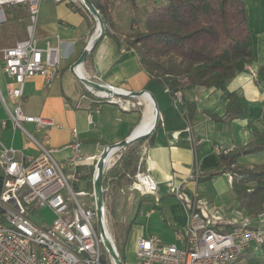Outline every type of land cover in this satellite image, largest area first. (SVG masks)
Returning a JSON list of instances; mask_svg holds the SVG:
<instances>
[{"label": "crops", "instance_id": "crops-1", "mask_svg": "<svg viewBox=\"0 0 264 264\" xmlns=\"http://www.w3.org/2000/svg\"><path fill=\"white\" fill-rule=\"evenodd\" d=\"M163 2L136 0L138 9L134 10L129 0H114L111 11L117 25L119 41L104 36L92 63L85 62L82 65L85 76L105 85L131 92L148 91L160 112V126L153 135L152 145L146 150L143 164V169L156 180L158 191L153 197H143L146 201L142 202L141 199L138 204L132 219L134 224L129 232L135 245L139 238L161 234L163 225H168L169 231L179 242L178 245H182V234L189 221V211L183 201L198 194L214 207L215 200L232 188L227 174L203 179L219 167V155L215 152V146L237 148L244 145L250 136L247 119L223 123L210 116H222L226 109V102L221 100V92L214 88L196 87L187 92L184 97L194 108H191L190 113L183 111V96L179 102L162 84L151 81L150 75L141 66L135 49L128 47L125 34L134 33L133 28L141 26L147 12ZM94 22L96 21L90 14L75 10L66 1L47 0L39 6L37 38L41 46H44L46 41L55 43L57 36L62 40L61 66L58 75L50 83L42 76L26 83L22 108L28 115L51 118L60 125L51 128L46 141L42 139L44 145L53 150L55 158L60 162L72 154L69 144L72 142L73 128L79 131L85 154L96 155L108 145L118 144L133 134L148 130L154 121L151 119L155 113L154 105L149 96L139 97L142 104L130 111H124L108 102L98 103L71 70L89 41L96 35V29L95 32L92 31ZM251 32L257 59L253 65L238 73L229 82L228 90L243 95L251 103H256L250 109V117L254 120V126L262 132L264 84L257 81L252 71L257 72L258 66L264 64V27L256 32L251 28ZM12 83V79L3 72L0 56V92L10 107L16 104L8 98V88ZM256 110L259 115H256ZM89 116L93 117V124L89 123ZM4 120L7 121V127L0 126V140L27 155L36 154L35 145L25 139L20 129H13L8 111L0 98V122ZM24 125L31 129L30 133L35 134L32 124ZM246 157H242L240 162L245 163L242 160ZM263 162L252 161L245 164ZM193 172H198L200 179L184 184L185 178ZM126 179L116 180L109 185L111 188H136L135 184H127ZM180 185L184 188L183 201L175 195V187ZM143 205L148 208L145 212L141 211ZM242 214V219L250 218L244 212ZM227 219L230 220L228 217Z\"/></svg>", "mask_w": 264, "mask_h": 264}, {"label": "built area", "instance_id": "built-area-1", "mask_svg": "<svg viewBox=\"0 0 264 264\" xmlns=\"http://www.w3.org/2000/svg\"><path fill=\"white\" fill-rule=\"evenodd\" d=\"M42 1L47 0H0V9L18 5H26L29 9L27 37L0 48L3 72L13 81L8 88V98L16 104L10 107L1 92L0 98L13 129H20L37 150L36 154L27 155L0 140V264H104V257V260L109 259V264H115L103 243L94 191L75 192V184L83 180V167H94V183L101 153L86 155L79 131L73 128L69 144L72 154L65 161H58L43 140L48 139L51 128L60 125L51 118L28 115L22 108L26 83L37 76L50 83L61 66L62 40L57 36L55 43L46 41L41 46L37 38ZM52 1H66L74 9L81 8L90 14L83 0ZM95 36L89 43L94 41ZM74 73L100 83L85 76L82 66L75 67ZM252 73L257 78V72ZM84 86L98 103L115 104L124 111L142 104L139 98L129 96L131 91L122 88L114 89L127 96H113L89 85ZM176 99L182 101L180 92L176 94ZM88 121L93 124V117L89 116ZM25 123L34 126L35 134L24 127ZM0 126L6 128L7 121H1ZM244 133L247 135L246 131ZM235 149L234 146H215L218 155ZM115 161L107 162L105 170ZM226 174L232 180V175ZM199 179L200 174L193 172L185 178L184 184ZM134 184L144 196L158 191L156 180L144 169L137 171ZM183 189L181 185L175 187V195L181 201ZM103 190L107 194L112 188L106 184ZM83 196H90L91 201L80 200ZM183 202L189 211V221L182 234V245L164 243L158 236L139 238L135 245L139 264H238V258L248 248H252L256 255L263 254L264 212L257 219L243 218L236 222V227H226L218 225L223 218L217 207L211 206L212 203L200 195L195 194ZM42 208L50 209L55 215L48 226L32 219V211Z\"/></svg>", "mask_w": 264, "mask_h": 264}, {"label": "trees", "instance_id": "trees-1", "mask_svg": "<svg viewBox=\"0 0 264 264\" xmlns=\"http://www.w3.org/2000/svg\"><path fill=\"white\" fill-rule=\"evenodd\" d=\"M90 1L104 22L105 36L119 41L111 11L114 0ZM129 1L133 9L137 10L136 0ZM163 1L160 6L147 12L141 22L142 31L125 34L128 47L135 49L151 81L162 84L171 96L176 97L178 92L182 94L183 111L190 113L191 108H194L184 97L187 92L196 87L214 88L221 92V100L226 102L222 116L210 115L214 120L223 123L235 119L248 120L249 140L234 151L219 155L218 169L203 179L230 173L236 208L250 218L257 219L264 212V162L248 165L240 162V159L264 153V131H259L250 117V109L256 103L228 90L229 82L257 59L247 16V0ZM75 10L85 13L81 8ZM95 29L96 26L92 31L95 32ZM100 41L94 43L85 62L92 63ZM257 81L264 84V64L257 68ZM159 126L160 121L147 139L129 144L118 152L116 161L104 172V185L124 178L135 183V175L144 168L146 150L152 145L153 135ZM83 171L82 179L86 181L87 188L93 191L94 167H83ZM133 224L134 220L128 223L126 235ZM218 225L236 227L237 223L223 218ZM118 250L124 261L123 251L120 248ZM259 258L252 248H248L238 258V262L256 264Z\"/></svg>", "mask_w": 264, "mask_h": 264}, {"label": "rangeland", "instance_id": "rangeland-1", "mask_svg": "<svg viewBox=\"0 0 264 264\" xmlns=\"http://www.w3.org/2000/svg\"><path fill=\"white\" fill-rule=\"evenodd\" d=\"M42 3L40 4V6H42ZM246 7L248 21L251 25L252 31H260L264 27V0H247ZM0 13V48L13 45L16 43V41L23 40L27 37V25L29 24L30 19L29 9L26 5L3 7L0 9ZM133 29L134 32L143 30L142 26H137ZM256 112V115H259V111L256 110ZM24 127L29 132L31 131L29 127L27 128L25 125ZM116 159L117 154L115 160ZM242 161L245 163L252 161H264V153L247 156ZM126 182L127 184L134 185V183L130 182L129 179H126ZM75 189V192H90L89 188H87L86 186L85 180H80L76 184ZM149 196L153 197L152 194L145 196L142 195L137 188H112V191L110 193L104 194V213L106 228L107 231H109L110 237L117 250L118 248H120L123 251L122 253L125 264H139V261L135 254L134 239L129 236V234L126 235V227L137 212L140 200L142 199V202H145L146 200L143 197ZM80 200L91 201V198L90 196H83L80 198ZM215 201V206L217 207L218 212L222 218L227 219L228 217L233 222H240L242 220V217L244 215L236 208L235 194L232 189L229 188L224 196H220ZM146 210H148L146 205L141 206L142 212H145ZM141 211L139 214H141ZM32 219L35 222L42 224V226H48L54 221L55 215L50 209L42 208L36 211H32ZM163 230H165L166 232L164 233ZM169 230L170 229L168 225H163L160 232L161 234H159L158 237L164 243H177L178 245L179 242L177 241V239H175V236H173V233ZM256 253L258 254V251ZM259 257L260 258L258 259V263L256 264H264V250L263 255H260ZM104 259L103 263L109 264V259Z\"/></svg>", "mask_w": 264, "mask_h": 264}, {"label": "water", "instance_id": "water-1", "mask_svg": "<svg viewBox=\"0 0 264 264\" xmlns=\"http://www.w3.org/2000/svg\"><path fill=\"white\" fill-rule=\"evenodd\" d=\"M242 1H244V0H242ZM83 4L86 6L88 12L93 16V18L96 21V34L97 35L95 36L94 41H92L91 43H89L87 45V47L84 50V52L82 53V55L78 58V60L72 66L71 70L73 72H74L75 67L82 66L85 63L87 57L90 55V53L92 52V50L95 46L94 43L96 41L101 40L105 36V26H104V22L100 16V14H99V11L95 8V6L91 3L90 0H83ZM77 77L83 82V84L89 85L96 90L105 91V92H107L113 96H127L126 94L119 92L118 90H116L114 88H110V87L101 85L100 83L94 82L92 80H89V79L81 77V76L80 77L77 76ZM145 94H148L154 103L155 120H154L153 126L146 133L139 134V135L133 134L132 136H130L129 138L119 142L118 144L106 146L103 149V151L101 152L100 159L97 163V171H96L95 180L93 183V191H94L96 206H97V219L99 222L101 236L103 238L104 246L107 249L111 258L114 260L115 264H125V262L123 261V258L121 257L116 246L113 244V242L111 241V239L108 236V231H107L106 224H105V214H104L105 202H104V190H103V188H104L103 177H104L105 167H106V163L108 160L110 149L117 147L118 151H119L129 144H133V143H137V142H140L142 140H145L157 128L158 123L160 121V112H159L158 106H157L153 96L146 90H142L140 92H131V94L129 96L131 98H139V97L144 96Z\"/></svg>", "mask_w": 264, "mask_h": 264}, {"label": "bare ground", "instance_id": "bare-ground-1", "mask_svg": "<svg viewBox=\"0 0 264 264\" xmlns=\"http://www.w3.org/2000/svg\"><path fill=\"white\" fill-rule=\"evenodd\" d=\"M147 96H149L148 94H145L143 97H147ZM150 97V96H149ZM151 98V97H150ZM151 101H152V99H151ZM153 102V101H152ZM153 105H154V103H153ZM154 112H155V107H154ZM152 121L153 120H155V113H153L152 114ZM153 124H154V121H153ZM153 124H152V126H153ZM151 126V127H152ZM151 127L148 129V130H144V132L142 131V132H140V134H143V133H146V132H148L150 129H151ZM136 135H139V133L138 134H136ZM117 152H118V148L117 147H115V148H112V149H110L109 150V156H108V160H107V162H113L114 161V159H115V157H116V154H117ZM108 236H109V238H111L110 237V234H109V231H108Z\"/></svg>", "mask_w": 264, "mask_h": 264}]
</instances>
